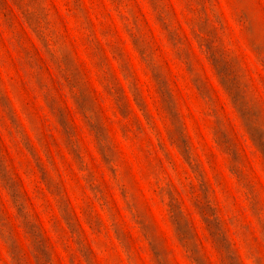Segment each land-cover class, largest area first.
I'll list each match as a JSON object with an SVG mask.
<instances>
[{
    "label": "rangeland",
    "instance_id": "obj_1",
    "mask_svg": "<svg viewBox=\"0 0 264 264\" xmlns=\"http://www.w3.org/2000/svg\"><path fill=\"white\" fill-rule=\"evenodd\" d=\"M264 264V0H0V264Z\"/></svg>",
    "mask_w": 264,
    "mask_h": 264
},
{
    "label": "clouds",
    "instance_id": "obj_2",
    "mask_svg": "<svg viewBox=\"0 0 264 264\" xmlns=\"http://www.w3.org/2000/svg\"><path fill=\"white\" fill-rule=\"evenodd\" d=\"M256 264H258V262H256Z\"/></svg>",
    "mask_w": 264,
    "mask_h": 264
}]
</instances>
